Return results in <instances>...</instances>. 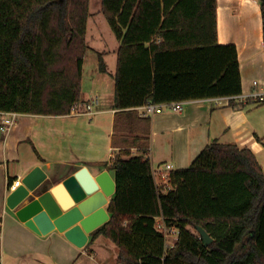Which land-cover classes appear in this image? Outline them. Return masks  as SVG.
I'll use <instances>...</instances> for the list:
<instances>
[{"label":"trees","instance_id":"trees-1","mask_svg":"<svg viewBox=\"0 0 264 264\" xmlns=\"http://www.w3.org/2000/svg\"><path fill=\"white\" fill-rule=\"evenodd\" d=\"M261 10L264 32V0ZM102 12L120 42L114 107L121 124L143 127L131 141L124 137L128 146L148 145L150 117L137 109L148 102L242 92L238 48L218 39L217 0H102ZM88 15V0H0V112H72L90 47ZM129 152L104 163L116 191L111 218L92 240L110 238L122 264H264V167L250 148L208 144L170 172L168 192L158 189L150 159ZM159 216L179 229L173 246L157 228ZM197 226L213 237L209 245Z\"/></svg>","mask_w":264,"mask_h":264},{"label":"crops","instance_id":"crops-1","mask_svg":"<svg viewBox=\"0 0 264 264\" xmlns=\"http://www.w3.org/2000/svg\"><path fill=\"white\" fill-rule=\"evenodd\" d=\"M217 25L219 42L234 43L238 48L241 93L254 89L264 91L261 0H217ZM119 46L120 42L110 50L115 55L113 71L108 68L107 52H102L106 71L99 69L85 78L84 61L81 100L76 103V111L18 113L7 130L1 127L4 114L0 113V264H122L118 260L119 247L103 234L92 240L89 233L87 243L78 246L64 232L55 229L41 234L19 218L17 208L9 206L13 192L9 184L19 177L20 187L24 177L37 166L47 174L44 185L50 189L82 167L93 178L108 170L115 179L114 172L104 163L122 149H130L124 155L128 158L147 154L159 184L168 172L167 163L173 165L169 172L186 168L208 144L216 141L248 147L262 162L264 141L258 139V136L264 137L262 105L233 106L226 96L190 99L180 112L168 108L157 111L149 116L146 149L128 146L124 137L131 141L143 127L140 125L135 131L130 120L121 124L123 117H119L114 107ZM255 80L258 86H254ZM91 98L98 99V103H93ZM89 104H92L91 113ZM69 185L74 192L78 191L76 186L74 190V184L69 182ZM113 195L108 197L109 202ZM108 214L110 220L111 213L108 211Z\"/></svg>","mask_w":264,"mask_h":264},{"label":"water","instance_id":"water-1","mask_svg":"<svg viewBox=\"0 0 264 264\" xmlns=\"http://www.w3.org/2000/svg\"><path fill=\"white\" fill-rule=\"evenodd\" d=\"M46 179L45 171L35 167L10 194L9 206L17 208L19 218L36 232L47 234L57 229L78 246H84L88 234L109 220L105 205L116 191L115 179L108 170L93 178L86 167L50 189L44 185ZM197 230L205 245L213 241L203 226H197Z\"/></svg>","mask_w":264,"mask_h":264},{"label":"built area","instance_id":"built-area-1","mask_svg":"<svg viewBox=\"0 0 264 264\" xmlns=\"http://www.w3.org/2000/svg\"><path fill=\"white\" fill-rule=\"evenodd\" d=\"M254 86H258V81H254ZM230 99H235L237 102H240L242 104H245L246 106H258L264 104V91L254 89L248 93H240L238 95L229 97ZM188 100H182V101H174L171 103H153L148 102L139 108L142 110V114L151 116L157 111H161L164 108L171 109L173 111H183L185 103ZM93 103H98V99H94ZM92 104L88 105V112H92ZM72 111H76V104L73 107ZM1 114H4V118L2 120V128L3 130H7L10 128L11 125L14 124L16 120V116L18 115V112L9 111V112H0ZM147 157V154L145 155ZM173 168V165L171 163L166 164V169L168 170L167 173L163 174V183L159 184L156 182L158 189H160L162 192H168L173 188L172 183L170 182V172ZM156 176V173L154 174ZM21 178H16L12 180V182L9 184L10 190H15L20 184H21ZM157 228L164 234L166 246L170 247L173 246L176 240L179 236V229L173 225H168L165 218L163 216H159L157 218ZM173 238V239H171Z\"/></svg>","mask_w":264,"mask_h":264},{"label":"rangeland","instance_id":"rangeland-1","mask_svg":"<svg viewBox=\"0 0 264 264\" xmlns=\"http://www.w3.org/2000/svg\"><path fill=\"white\" fill-rule=\"evenodd\" d=\"M88 14L86 40L90 47L86 52L84 60L85 78L89 77L90 72L92 73L100 69L98 54L100 51L107 52L105 55L107 58L109 71L114 70L115 55L112 51L110 52V50L119 43L109 25L107 18L102 12V0H88ZM91 100L93 101L94 99L91 98ZM261 110L264 111V104H262ZM260 158L264 167V155L260 156ZM190 228L193 232H197L194 227Z\"/></svg>","mask_w":264,"mask_h":264}]
</instances>
